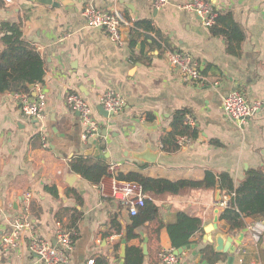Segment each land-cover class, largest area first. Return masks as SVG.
Masks as SVG:
<instances>
[{"label":"crops","instance_id":"obj_1","mask_svg":"<svg viewBox=\"0 0 264 264\" xmlns=\"http://www.w3.org/2000/svg\"><path fill=\"white\" fill-rule=\"evenodd\" d=\"M190 1L169 0L163 10H156L154 0H95L97 8L118 12L130 23L123 27L118 44L104 30L87 25L81 15L83 0H61L57 6L32 0L7 5L0 0V26L22 21L24 40L46 61L45 82L34 86L30 96L47 97V117L40 123L23 117L16 94L0 96V264H44L29 252L30 239L37 236L55 245L58 223L70 222L72 212L67 209H76L81 216L71 264L99 259L119 264L121 248L115 252L114 246L121 235L112 222L126 230L132 219L128 200L114 196L120 173L201 182L210 172L220 185L225 173L239 184L250 170L264 168V0H207L222 16L232 13L243 36L241 42L232 38L234 53L229 52L225 37L213 36L197 14L184 8ZM227 19L218 30L231 33ZM137 22L150 24L152 30H135L133 36ZM1 38L0 34L4 49ZM170 52L189 55L206 82H185L169 64ZM107 91L121 95L126 107L104 117L98 109L99 97ZM234 91L242 92L250 104L262 102V109L244 124L230 121L223 110V98ZM68 93L81 94L91 106L100 126L94 137L84 138L86 126L80 114L67 106ZM176 111L188 112L199 138L167 152L161 137L171 131ZM91 150L98 156L86 154ZM146 152L154 162L133 156ZM77 156L104 158L111 176L100 185L91 184L71 171L70 162ZM46 187H56L58 197ZM226 191L187 189L152 198L158 217L138 230L139 238L126 242V248L141 247L143 264H163L161 252L173 248L161 224L174 223L178 212L199 217L204 228L213 224L216 209L219 216L222 211L218 193L223 198ZM27 194L32 201L26 210ZM59 214L63 222L58 221ZM15 217H24L30 227L23 232L19 249L7 252L1 241L11 233ZM246 224V229L232 231L219 218L213 236L243 237L236 242L234 264H264V232L256 241L257 221L247 219ZM209 237L205 231L198 235L195 248L181 256V264H227L228 255L216 253Z\"/></svg>","mask_w":264,"mask_h":264},{"label":"trees","instance_id":"obj_2","mask_svg":"<svg viewBox=\"0 0 264 264\" xmlns=\"http://www.w3.org/2000/svg\"><path fill=\"white\" fill-rule=\"evenodd\" d=\"M228 18V19H227ZM227 19L231 33L218 30L222 21ZM144 28L147 31L152 30L148 23H136L132 30V35L138 30ZM137 30V31H135ZM213 36H223L228 41V50L230 53L235 52V46L232 44V38L241 42L242 33L238 30L233 19L232 13L225 17L220 13L216 24L211 28ZM1 42L4 49H0V96L13 94L32 95L31 85L37 86L44 84L46 75V61L38 49L26 42L23 38V22H5L0 26ZM136 39L132 38L131 45L136 47ZM187 111H176L173 114L171 122V131L164 133L161 137L163 150L174 152L180 149L179 139L187 137L191 141L199 138V130L186 124ZM72 172L80 175L83 179L91 184L100 185L104 178L111 176V166L104 158L77 156L70 162ZM115 179L119 182L136 183L141 186L144 194L148 196L145 200L144 207L139 209L136 216H132L131 224L126 230H123L120 224L112 222V227L116 234L121 235V239L115 244V252H119L123 241L129 242L139 238L138 230L147 223L156 220L159 214V208L152 198L170 195L175 196L183 193L185 190L215 189L221 188V191L227 190L226 195H234L232 207L223 209L220 213V220L229 224L232 231H242L246 229L247 219L254 221H264V168L250 170L246 177L239 184L225 173L219 179L212 173L207 172L205 179L201 182L181 180L177 182L166 179H157L144 176L140 173H120ZM54 197H58L56 187H46ZM72 212L70 222L65 224V228L70 232L71 238L75 243L77 237L76 225L81 216L76 209H67ZM63 214L58 215V221L63 222ZM161 228L167 229L170 236L171 246L173 249L194 245V239L204 233V224L199 217L190 216L184 212L176 214V221L170 224H161ZM205 258L211 261V257L206 253ZM144 253L141 247H127L125 264H143ZM95 264H105L106 261L99 259Z\"/></svg>","mask_w":264,"mask_h":264},{"label":"built area","instance_id":"obj_3","mask_svg":"<svg viewBox=\"0 0 264 264\" xmlns=\"http://www.w3.org/2000/svg\"><path fill=\"white\" fill-rule=\"evenodd\" d=\"M7 5H11L13 0H4ZM85 7L81 12L82 17L86 20L89 27L104 30L110 39L115 43H121L123 27L130 26V23L118 12H110L99 9L95 6V0H83ZM169 0H154L153 6L156 10H163L168 5ZM186 10L197 14L202 24L206 28L215 26L218 11L215 10L207 0H191L184 7ZM168 62L172 68L181 72L183 80L187 83L206 82L205 77L199 71L193 59L181 52H170L168 54ZM20 111L24 118L28 121L44 122L46 119V103L47 97L44 93L33 98L28 94L15 95ZM66 104L70 109L80 114L83 124L86 126L84 138L94 137L99 133L100 126L94 118L93 110L89 103L79 93H68ZM99 105L103 106L108 112L114 114L119 113L126 107L125 99L114 91H107L99 97ZM225 116L230 121L238 124L244 122L253 116L257 111L262 109V102L257 101L250 104L242 92L234 91L223 98L222 102ZM186 124L193 127L194 123L186 117ZM187 137L179 139L180 147L190 143ZM114 196L128 200L129 212L132 216H136L139 209L144 207L147 196L144 194L140 185L129 182H119L114 190ZM234 195H225L217 202L220 209L232 207V199ZM32 201V195L27 194L24 198L26 210ZM30 227V224L24 217H15L12 222V231L9 235L3 237L1 246L4 251H13L19 249L23 232ZM254 230L258 232L255 240H260V235L264 232V221H257ZM75 247V243L71 238L70 232L58 223L56 230V244L53 245L40 237L33 236L28 244V250L32 255L39 257L44 264H71V253ZM175 249L164 250L160 254L163 264H181V257L175 255ZM245 253V252H244ZM243 262V259H239ZM89 264H94L91 260Z\"/></svg>","mask_w":264,"mask_h":264},{"label":"water","instance_id":"obj_4","mask_svg":"<svg viewBox=\"0 0 264 264\" xmlns=\"http://www.w3.org/2000/svg\"><path fill=\"white\" fill-rule=\"evenodd\" d=\"M35 3L41 4V5H54L57 6L58 3L61 2V0H32ZM31 89L34 88L33 85L30 86ZM36 95L34 94V97ZM98 109L100 110V113L104 116V117H109V116H113L114 113L112 112H108L104 109L103 106L98 107ZM36 123V122H35ZM87 155H96L98 156L99 152L98 151H89L88 153H86ZM134 157L138 158L139 160L143 161V162H154L153 156L149 155V153H143V154H134ZM220 191L221 188L217 187ZM221 199V194L220 192L218 193V198L217 201L219 202ZM215 219H214V223L205 227L204 231L205 233L210 236L208 241L210 243L215 242L216 246H215V252L218 254H226L228 255V260H227V264H234L235 263V253L237 251V246H236V242H242L243 237L241 238H233V237H228L227 235H225L224 233H217L216 235L213 236V233L217 232L219 229L218 226V222H219V209H216L215 211ZM195 248V245H189L183 248H180L178 250H176L175 255L178 257H181L184 253V251L190 250ZM125 257H126V241H123L122 247H121V262L119 264H125Z\"/></svg>","mask_w":264,"mask_h":264}]
</instances>
